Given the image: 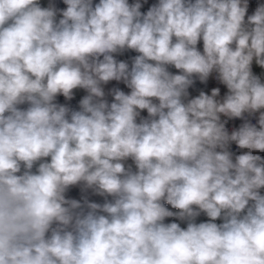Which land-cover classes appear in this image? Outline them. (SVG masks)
<instances>
[{
	"label": "clouds",
	"instance_id": "9594fccd",
	"mask_svg": "<svg viewBox=\"0 0 264 264\" xmlns=\"http://www.w3.org/2000/svg\"><path fill=\"white\" fill-rule=\"evenodd\" d=\"M0 264H264V0H0Z\"/></svg>",
	"mask_w": 264,
	"mask_h": 264
}]
</instances>
